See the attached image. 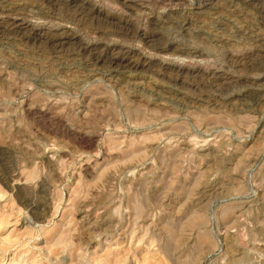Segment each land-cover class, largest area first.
Returning a JSON list of instances; mask_svg holds the SVG:
<instances>
[{
  "label": "rangeland",
  "instance_id": "1",
  "mask_svg": "<svg viewBox=\"0 0 264 264\" xmlns=\"http://www.w3.org/2000/svg\"><path fill=\"white\" fill-rule=\"evenodd\" d=\"M0 21V264H264V0H0Z\"/></svg>",
  "mask_w": 264,
  "mask_h": 264
},
{
  "label": "bare ground",
  "instance_id": "2",
  "mask_svg": "<svg viewBox=\"0 0 264 264\" xmlns=\"http://www.w3.org/2000/svg\"><path fill=\"white\" fill-rule=\"evenodd\" d=\"M76 2V1H75ZM81 2V1H80ZM84 2V1H83ZM88 3V2H87ZM86 5V4H85ZM82 8H83V6H82ZM91 8H93V7H91ZM90 11H91V9H89ZM93 11H95V8L93 9ZM96 12V11H95ZM100 12V11H99ZM99 12H97L99 15H100V13ZM102 12V11H101ZM105 15V14H104ZM4 18V17H3ZM5 20V19H4ZM15 20V19H14ZM6 21V20H5ZM28 21V20H27ZM27 21H25V20H19V22H17V25H16V27H17V29L18 30H24V31H26V30H32L33 31V34L35 35V37L36 36H40V33H42V31H43V28H38V27H36L35 25H33V23L31 24V23H29V22H27ZM3 23V21H0V23ZM12 22H14V21H12ZM40 24V23H39ZM1 25V24H0ZM7 24H5V26H6ZM45 26V25H44ZM15 28V27H14ZM71 29V28H70ZM69 29V30H70ZM12 30V29H11ZM15 30V29H14ZM47 30V29H46ZM27 33V32H26ZM54 33V32H53ZM66 33H68V32H66ZM43 34H44V32H43ZM46 34H48V33H46ZM50 35H52V34H50ZM66 35V34H65ZM55 36V35H54ZM64 36V35H63ZM71 36V35H70ZM75 36V35H74ZM74 36H72L71 38L70 37H62V38H59V39H54L55 41H58L59 43H68V42H70L72 39H78V41L79 42H81L82 44V46H83V49H85V50H93L94 49V44H92V43H90V42H88V41H82L83 39H81V37L79 38H77V37H74ZM41 37H42V35H41ZM40 37V38H41ZM56 37V36H55ZM45 38V37H44ZM54 38V37H53ZM46 39H47V37H46ZM50 39V38H49ZM48 39V40H49ZM50 41H51V39H50ZM116 46H117V44H116ZM123 46V45H122ZM96 48V47H95ZM120 48V47H119ZM125 48V47H124ZM130 48V47H129ZM135 49H137V48H135ZM134 49V50H135ZM109 50V49H108ZM116 50H118L117 52H119V50L120 49H118V47L117 48H114V50L113 51H111L112 52V58L114 59V60H112V62L113 63H117L118 65L119 64H124L125 66H129L130 68H134V69H139V68H141L142 66L143 67H145V66H151V65H153V62H152V60H157L158 61V63L161 65V67H163V69H166V70H169V71H173V72H176L178 75H180V74H183V73H185L186 71L187 72H190V73H192V74H198V73H200L201 72V70H200V68H198V66L197 67H194L193 68V66H192V68L190 67V68H188L187 70L185 69V67H183V65L182 64H178V63H175V62H172V61H170L169 59H167L166 57H164V56H152V57H145L144 56V60H143V62L142 63H139V62H137V60L135 61V60H133V57H129V55L130 54H135L134 52H132L131 50H126L127 52H125V54L127 55V56H125V55H123V56H125V57H117V55H116V53H114ZM138 50V49H137ZM121 51V50H120ZM125 51V50H124ZM123 52V51H122ZM137 52V51H136ZM142 52V51H141ZM120 53V52H119ZM119 53H117V54H119ZM138 53V52H137ZM139 54V53H138ZM102 55V54H101ZM104 56V55H103ZM111 56V55H110ZM147 56H149V55H147ZM102 56H100L99 58H101ZM99 58H97L98 60H99ZM102 61V60H101ZM104 61V60H103ZM106 61V60H105ZM113 66V65H112ZM121 67V66H120ZM118 68H119V66H118ZM128 68V67H127ZM204 72V71H203ZM171 73V72H170ZM204 73H206V71L204 72Z\"/></svg>",
  "mask_w": 264,
  "mask_h": 264
}]
</instances>
